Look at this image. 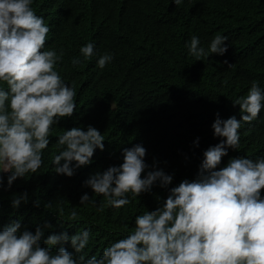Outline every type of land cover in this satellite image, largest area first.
<instances>
[{"label":"trees","instance_id":"trees-1","mask_svg":"<svg viewBox=\"0 0 264 264\" xmlns=\"http://www.w3.org/2000/svg\"><path fill=\"white\" fill-rule=\"evenodd\" d=\"M34 1L36 15L53 24L59 13L53 0ZM69 1L75 8L63 13L60 27L51 26L43 50H63L56 70L75 87L76 112L53 125L36 174L18 178L8 188L9 173H0L4 178L0 230L16 221L20 232L35 234L39 227L44 233L41 247H48L44 241L49 235L67 232L71 237L88 230L84 253L99 257L105 247L133 230L137 215L155 210L168 189L157 182L140 197L129 193L130 203L123 208L100 211L105 198L84 186V181L110 166L118 167L123 149L136 144L146 149L149 165L142 177L162 169L173 176L169 188L196 178L204 151L221 139L214 137L211 127L217 113L222 120L233 115L239 120V105L234 107L232 101L245 96L253 81L264 91V0H182L179 6L173 0ZM216 35L228 37L224 55L200 61L189 55L186 45L193 36L207 51ZM91 42L101 49L84 60L80 48ZM105 53L113 59L101 69L97 61ZM75 57L82 63L73 67ZM0 87L6 89L3 83ZM89 125L104 136V150L97 148L92 163L72 177L57 174L52 159L61 149L56 140L65 130H87ZM239 135L238 149H229L219 167L231 158H264V108L252 123L242 122ZM25 192L28 202L13 208V196ZM84 194L91 199L81 205ZM73 208L76 221L69 220ZM60 247L78 260L80 254L74 253L70 241L53 246V253Z\"/></svg>","mask_w":264,"mask_h":264},{"label":"clouds","instance_id":"clouds-1","mask_svg":"<svg viewBox=\"0 0 264 264\" xmlns=\"http://www.w3.org/2000/svg\"><path fill=\"white\" fill-rule=\"evenodd\" d=\"M53 2L59 13L51 24L36 15L31 7L34 0H0V83L6 85V89L0 87V173H9L8 188L18 178L38 172L53 125L76 112L75 87L56 70L63 50H43L51 26L60 27L63 13L73 10L75 4ZM181 2L173 0L176 6ZM227 40L226 35H216L206 51L193 36L186 47L189 55L200 61L213 54L224 55ZM98 49V44L91 42L80 48V54L89 60ZM112 59V54L105 53L97 65L103 69ZM71 63L76 67L82 61L75 57ZM232 103L239 105L240 119L233 115L222 120L217 113L211 127L220 142L204 151L191 182L185 179L169 188L173 176L162 169L142 177L149 165L144 159L146 149L139 144L123 149V163L118 167L110 166L84 181V186L105 198L100 211L123 208L130 203L129 193L140 197L151 192L157 182L168 189L166 199L155 210L137 215L133 230L105 247L99 257L84 253L90 239L88 230L71 237L67 232L49 235L44 241L48 247H41V228L37 227L35 234L20 232L21 224L16 221L0 230V264H264V158H231L219 167L229 149H238L242 122L250 124L259 117L264 91L253 81L247 94ZM104 140L91 125L87 130H65L56 140L61 150L52 159L55 172L72 177L77 169L92 163L97 148L104 150ZM3 182L0 175V188ZM90 199L84 194L80 204ZM22 202H28L27 192L14 195L11 204L18 208ZM77 216L73 208L69 220L76 221ZM69 241L74 253L80 254L78 260L64 247L52 251L53 246Z\"/></svg>","mask_w":264,"mask_h":264},{"label":"bare ground","instance_id":"bare-ground-1","mask_svg":"<svg viewBox=\"0 0 264 264\" xmlns=\"http://www.w3.org/2000/svg\"><path fill=\"white\" fill-rule=\"evenodd\" d=\"M122 2H124V0H122ZM51 30H50V32L53 30V28H50ZM94 44H95V42H94ZM100 172V171H99Z\"/></svg>","mask_w":264,"mask_h":264}]
</instances>
